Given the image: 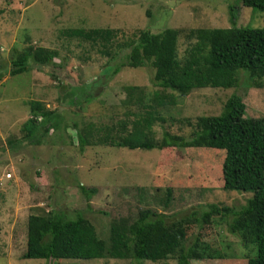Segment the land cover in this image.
<instances>
[{
  "label": "rangeland",
  "instance_id": "rangeland-1",
  "mask_svg": "<svg viewBox=\"0 0 264 264\" xmlns=\"http://www.w3.org/2000/svg\"><path fill=\"white\" fill-rule=\"evenodd\" d=\"M230 6L236 11L235 26L264 27V12L243 6L239 0H0V264H135L131 258L108 254L47 261L22 258L29 214L59 212L72 217L75 211L90 221L107 243L112 220L122 222L125 218L130 222L140 209L160 213L167 223L190 211L200 212L208 203L237 209L250 197L248 191L222 190V150L128 149L94 144V140L79 150L77 133L87 122L112 125L117 134L124 133L133 121L143 120V109L135 106L134 96L143 94L147 104L153 90L174 96L172 104L157 109L160 120L151 127L154 139L163 131L188 138L196 117L218 114L233 93L242 98L245 115L264 117V87L246 86L259 80L249 79L238 70L235 86L192 89L181 95L152 85L149 66H121L106 76V65L115 60L100 52L103 47L99 41L63 33L69 28L116 29L107 46L113 55L118 49L115 45L127 42L138 30L177 28L176 50L182 57L189 43L185 31L230 26ZM29 46H42L57 54L49 64L28 60L26 71L8 74L12 49L20 51ZM124 85L139 88L127 98ZM69 99L74 103L69 104ZM30 100L40 101L59 116L57 128L48 130L38 141L23 138L20 131L29 116ZM77 184L93 190L82 193ZM166 188L170 193L163 205ZM185 233L183 245L198 234L211 249L226 253L229 245L232 251L245 252L237 237L227 231L226 217L213 216L201 227L191 223ZM177 256L178 252L162 260L139 263L177 264ZM214 263L220 264L189 262Z\"/></svg>",
  "mask_w": 264,
  "mask_h": 264
},
{
  "label": "trees",
  "instance_id": "trees-1",
  "mask_svg": "<svg viewBox=\"0 0 264 264\" xmlns=\"http://www.w3.org/2000/svg\"><path fill=\"white\" fill-rule=\"evenodd\" d=\"M243 6L264 12V0H239ZM236 11L229 7L228 27H195L185 31L188 46L182 57L176 50L180 30L164 27L157 32L141 29L127 42L116 44L112 55L107 46L111 44L116 29L92 27L69 28L63 31L67 37H78L102 45L100 52L115 60L108 63L106 76L116 73L121 66H149L152 70V85L162 90L169 89L186 94L192 89L205 87L228 88L237 84L238 70L251 79L246 86L264 87V27L235 26ZM10 70L15 75L27 70V61L38 65L52 62L55 50L42 46L12 49ZM122 50L126 52L122 53ZM121 52V53H120ZM138 86L124 85L127 98ZM136 97V98H134ZM135 106L143 109V120L132 122L130 129L117 134L112 125L87 122L78 128L77 144L81 150L93 144L128 149L212 148L222 150L220 177L222 190L250 192L237 209L231 206L208 203L200 212L190 211L185 216L165 222L160 213L140 209L132 221L121 218L112 220L108 227V242L100 238L86 218L73 212L72 217L52 212L47 215L29 214L26 218V240L22 258L44 260L102 258L106 254L113 258H131L135 264L141 260L158 261L178 252L177 264L190 261L220 262V264H264V117L245 115L242 98L229 95L216 115L196 117L188 138L163 131L154 139L151 127L160 120L158 107L174 102V96L153 90L149 102L144 104V95L134 96ZM74 103V100H67ZM29 116L21 126L23 138L38 141L52 128H57L59 117L53 110L46 109L40 101L28 102ZM135 112L134 115H137ZM59 119V118H58ZM77 126L76 123H72ZM82 193L91 192L77 184ZM170 189H165L163 205L169 198ZM213 216L225 219L226 229L237 237L243 253L231 250L211 249L201 241L198 234L183 245L185 229L191 223L201 227ZM230 218L227 220V217ZM215 264V263H214Z\"/></svg>",
  "mask_w": 264,
  "mask_h": 264
}]
</instances>
